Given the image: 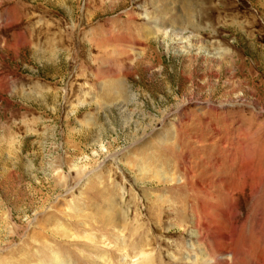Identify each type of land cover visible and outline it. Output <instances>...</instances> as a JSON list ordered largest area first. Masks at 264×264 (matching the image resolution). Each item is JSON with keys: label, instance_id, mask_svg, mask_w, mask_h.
<instances>
[{"label": "rangeland", "instance_id": "1", "mask_svg": "<svg viewBox=\"0 0 264 264\" xmlns=\"http://www.w3.org/2000/svg\"><path fill=\"white\" fill-rule=\"evenodd\" d=\"M194 222L264 264V0H0V264H194Z\"/></svg>", "mask_w": 264, "mask_h": 264}, {"label": "bare ground", "instance_id": "2", "mask_svg": "<svg viewBox=\"0 0 264 264\" xmlns=\"http://www.w3.org/2000/svg\"><path fill=\"white\" fill-rule=\"evenodd\" d=\"M186 13V12H185ZM195 221V220H194ZM202 224V223H201ZM193 225L195 226V229H193L192 230V234H193V236L198 240L197 242H196V244L198 243V252H199V254H198V258H196V259H194L193 261H194V264H220L221 262V259L219 260V261H217L218 260V257H216V255H214V254H212V253H209V250H207L206 249V247H205V245L202 243L203 241L202 240H204V238H203V236H202V233L199 231V229L198 228H196V222H194L193 223ZM192 225V226H193ZM202 231V230H201ZM204 235V234H203ZM220 239V238H219ZM217 240V239H216ZM229 240V239H228ZM216 243V242H215ZM192 247V246H191ZM226 247H228L229 248V245H227V243H226V239H224V241L222 240V245H221V249H216V253L218 254V253H222V252H224V253H226L225 251H226ZM191 251V250H190ZM227 251H230V250H227ZM223 255V254H222ZM141 256L143 257V260L145 261L146 259H148V256L143 252V253H141ZM234 256V255H233ZM138 258V257H137ZM233 258H235V257H233ZM233 258H231V260L233 261ZM187 259L188 260H191L190 259V257H187ZM193 259V258H192ZM229 259L228 258H226L224 261H222V263H224V264H228L229 263V261H228ZM58 260H56V261H54L55 263L54 264H60L59 262H57ZM136 262V263H135ZM137 262L138 261H133V263L132 264H137ZM140 263H142V262H140ZM149 263V261H146L145 262V264H148ZM232 263V262H231ZM62 264V263H61ZM143 264V263H142ZM235 264V263H234Z\"/></svg>", "mask_w": 264, "mask_h": 264}]
</instances>
